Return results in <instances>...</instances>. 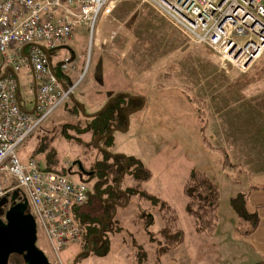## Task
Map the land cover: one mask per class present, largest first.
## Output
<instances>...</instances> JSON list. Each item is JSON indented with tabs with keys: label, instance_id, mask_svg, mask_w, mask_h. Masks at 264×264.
I'll list each match as a JSON object with an SVG mask.
<instances>
[{
	"label": "rangeland",
	"instance_id": "rangeland-1",
	"mask_svg": "<svg viewBox=\"0 0 264 264\" xmlns=\"http://www.w3.org/2000/svg\"><path fill=\"white\" fill-rule=\"evenodd\" d=\"M113 33L116 34L111 37ZM52 55L76 59L77 72L68 77L69 81L78 82L73 98L83 105L86 114L96 112L118 92L142 97L141 108L128 116L127 130H115L107 144L110 153L134 157L151 173L142 183V192L149 199L138 201L134 197L129 205L118 209L114 222L120 219V235L112 237L110 243L107 233L105 242L87 247L85 229H80L79 240L60 253L62 262L259 264L257 257L241 243L242 235L234 231L243 224L236 217L231 200L246 192L251 183L245 173V157L240 158L236 149L241 145L237 142L242 140L237 133L254 139L251 131L259 128L261 122L264 126V52L248 70L240 71L208 46L194 42L143 0H122L92 37L79 28L71 44ZM56 71L62 75L59 68ZM20 96L31 101L23 83ZM70 106L71 99L25 141L18 150L22 162L32 157L36 137L43 131L55 135L54 146L67 170L74 160L87 170L94 157L101 158L95 150V156L81 154L80 147L65 138L66 133L77 135L69 125H84L82 117L68 114ZM232 113L239 118L233 119ZM231 121L236 129L229 127ZM82 139L90 138L83 135ZM34 159L42 166L39 157ZM192 169L202 171L219 191L222 224L211 237L197 235L187 214L183 187ZM69 177L78 179L75 175ZM3 179V187L10 188L12 179ZM126 184L131 181L127 179ZM160 205L166 208L165 212L168 208L174 210L183 242L175 250L156 256L142 224L134 225L132 218L139 208L157 217ZM95 206L92 200L75 212H88ZM229 214L237 218L235 226L224 223ZM143 221L144 218L140 219ZM153 222L150 231L158 227L157 221ZM37 247L52 260L38 232ZM18 259L22 262L20 257L13 256L9 264H17Z\"/></svg>",
	"mask_w": 264,
	"mask_h": 264
},
{
	"label": "built area",
	"instance_id": "built-area-1",
	"mask_svg": "<svg viewBox=\"0 0 264 264\" xmlns=\"http://www.w3.org/2000/svg\"><path fill=\"white\" fill-rule=\"evenodd\" d=\"M121 2L0 0V199L17 191L27 200L52 264H63L60 253L79 240L73 211L86 202L89 189L42 169L33 158L22 162L18 150L76 90L78 82H61L52 70L57 63L64 77L74 74L76 59L55 58L52 52L68 47L79 28L92 37ZM143 2L240 71L248 70L264 52V0ZM21 83L31 101L21 98ZM4 176L12 179L10 188L3 187Z\"/></svg>",
	"mask_w": 264,
	"mask_h": 264
},
{
	"label": "trees",
	"instance_id": "trees-1",
	"mask_svg": "<svg viewBox=\"0 0 264 264\" xmlns=\"http://www.w3.org/2000/svg\"><path fill=\"white\" fill-rule=\"evenodd\" d=\"M54 56V55H53ZM55 57V56H54ZM57 58V57H55ZM59 68L57 63L52 65V70L59 81H69V77L62 74H57L56 69ZM68 83H73L69 81ZM123 95L112 101L107 108L98 113L101 108L91 114L81 113L79 104L71 99V106L67 108L70 116H80L84 120L83 126H71L68 128L73 130L77 135L72 136L64 134L66 139H70V143H75L79 146L81 154L93 155V150L101 154V158H95L90 162V170L93 171L92 178L83 181L81 177H77L78 182L84 184L91 183L88 187L89 194L85 204L90 201L95 202V207L90 208L88 212L73 211V219L79 229H85L86 245L93 246V243L100 244L105 242L106 234L116 232L113 229V214L118 208H122L126 199L136 197L138 201L149 199L144 196L141 184L147 181L151 173L145 166L136 158L125 156L108 151V141L111 140L113 133L117 129H124L127 124L125 113L131 109H140L141 102L131 99L136 95H130L127 92H118ZM117 94V93H116ZM113 98V96L108 99ZM74 99V98H73ZM107 99V101H108ZM75 100V99H74ZM77 101V100H75ZM106 101V102H107ZM78 102V101H77ZM80 103V102H78ZM133 103L138 105L133 106ZM81 104V103H80ZM43 131L42 135H37V143L32 149V157L37 156L41 159L42 169L51 171L60 175H72L71 169L68 170L63 165V161L58 156V152L53 141L56 139L54 134H47ZM56 133V132H55ZM83 135H89V140L82 139ZM81 149V150H80ZM95 156V154L93 155ZM38 162V161H37ZM69 174V175H68ZM131 179L135 184L131 187L121 188L120 185L124 180ZM86 182V183H85ZM86 186H88L86 184ZM183 192L186 197L187 214L192 220V225L195 233L205 237H211L218 223V208H219V191L217 186L211 181L202 171L192 169L184 183ZM11 194H9L10 197ZM231 207L241 219V223L247 227H237V232L242 236H247L252 233L258 223L256 211H249L246 207V195L241 193L231 200ZM160 205L158 213H161L163 225L157 232L149 230L152 224L153 215L146 209L139 208V212L132 219L134 225L142 224L144 232L148 236V242L154 245V254L157 256L163 255L169 251L175 250L183 242V231L177 227V215L174 210L167 209ZM6 206L0 213L2 218ZM150 211V210H149ZM149 214V215H148ZM144 218L143 222L140 219ZM240 223V224H241ZM82 231V230H81ZM143 256L146 258L145 252ZM13 256L10 257L9 261ZM9 264V263H8ZM17 264H23L18 259Z\"/></svg>",
	"mask_w": 264,
	"mask_h": 264
},
{
	"label": "crops",
	"instance_id": "crops-1",
	"mask_svg": "<svg viewBox=\"0 0 264 264\" xmlns=\"http://www.w3.org/2000/svg\"><path fill=\"white\" fill-rule=\"evenodd\" d=\"M235 117L239 118L238 114L234 116V114L232 113V118L234 119ZM260 124L261 125L259 126V128L251 131V133L255 135L254 139H249L243 136L241 133L239 132L237 133V135L239 134L241 136L242 140L237 142L241 145L236 146V149L240 151V155H239L240 158L245 157V162H246L244 166L246 170L245 173L251 178V183L249 184L247 191L243 193L246 195V207L249 211L255 210L257 213V217H258V223H257L255 230L247 236H241L242 237L241 243H243L245 247L250 249L253 255L257 257V259L259 260L258 261L259 264H264V126H262V122ZM229 127H231L232 130L236 129L232 126V121L230 122ZM257 135H259L260 137L257 138ZM40 167L42 168V166ZM66 177L71 179L69 176H66ZM73 181H77V180H73ZM126 181L127 180H124V182H122V184L120 185L121 188H124L126 186L131 187L135 184V182L131 179H130L131 184H126ZM88 187L89 185L87 186V188ZM141 189H142V184H141ZM133 198L134 197H131L129 200L126 199V202L123 204L122 208L129 205L131 200H133ZM135 200H137L136 197H135ZM117 211L113 214L114 226H112L113 229L114 230L117 229V231L109 234L108 240L110 243H112V240H113L112 237H115L116 235H120L119 232H120V229L122 228V224L119 221L120 219L118 220V222H114V220L116 221V219L118 218ZM158 214H157V217H154V215L152 214L153 215L152 223L154 224L155 222L153 221H157V225H158L155 231H152V232H157L163 225V219L160 215L162 213H158ZM135 215L136 214L134 213L133 216ZM236 217L239 219L237 214H236ZM237 218H235V216H232V214L231 215L229 214L228 221L225 220L224 223H229L230 227L235 226V224L237 223ZM221 224H222V219H221L220 207H219L218 208V223H217L216 231L218 227H220ZM176 225H177V222H176ZM237 227L234 229L235 232H237L236 230ZM45 245H46V250H48L46 243ZM86 246L90 247L89 244ZM74 263L76 262L74 261Z\"/></svg>",
	"mask_w": 264,
	"mask_h": 264
},
{
	"label": "water",
	"instance_id": "water-1",
	"mask_svg": "<svg viewBox=\"0 0 264 264\" xmlns=\"http://www.w3.org/2000/svg\"><path fill=\"white\" fill-rule=\"evenodd\" d=\"M45 53L48 55L47 51ZM121 95L123 94H115L102 106L98 113L104 111L112 101ZM71 99L79 104L80 111L84 114L83 105L75 101L73 97ZM131 99L139 100L141 106L144 103L142 97L139 96ZM137 109L126 112V120H128L129 114ZM127 128L126 124V127L122 130L126 131ZM7 203H9L8 207L4 211L3 217H0V264H8L11 256L20 257L23 264H52L43 251L37 247V227L33 216L29 212L27 200L20 197L19 193L15 191L10 197L5 196L0 199V211Z\"/></svg>",
	"mask_w": 264,
	"mask_h": 264
},
{
	"label": "flooded vegetation",
	"instance_id": "flooded-vegetation-1",
	"mask_svg": "<svg viewBox=\"0 0 264 264\" xmlns=\"http://www.w3.org/2000/svg\"><path fill=\"white\" fill-rule=\"evenodd\" d=\"M133 110V109H131ZM72 166V169H71V172H72V175H75L77 177H81L83 179H89V178H92V174H93V171H91L90 169H85V167H83V165L77 161V160H74L71 164ZM7 197V196H6ZM8 204L7 203L5 206L6 208L8 207ZM4 206V207H5ZM4 207L1 209V211L4 209ZM0 211V213H1ZM18 257V256H17Z\"/></svg>",
	"mask_w": 264,
	"mask_h": 264
}]
</instances>
